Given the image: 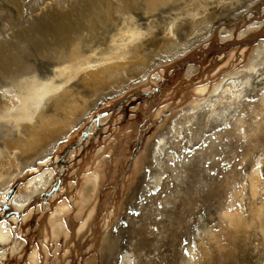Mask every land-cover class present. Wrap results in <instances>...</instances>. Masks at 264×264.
<instances>
[{"label": "rangeland", "instance_id": "rangeland-1", "mask_svg": "<svg viewBox=\"0 0 264 264\" xmlns=\"http://www.w3.org/2000/svg\"><path fill=\"white\" fill-rule=\"evenodd\" d=\"M130 29L124 72L70 79L55 133L4 168L0 264H264V0H0V113Z\"/></svg>", "mask_w": 264, "mask_h": 264}, {"label": "bare ground", "instance_id": "bare-ground-1", "mask_svg": "<svg viewBox=\"0 0 264 264\" xmlns=\"http://www.w3.org/2000/svg\"><path fill=\"white\" fill-rule=\"evenodd\" d=\"M140 35L141 32L139 30H127L120 35L118 42H113L109 55L111 57H106L101 61L95 62L87 59L81 62L79 58H72L73 60L69 64L64 65L55 72L52 79L46 81L30 79L29 82L21 84L17 91H11L7 95V99L14 100L15 104H13L11 110H8L7 112L5 111L3 114L0 113V122L3 123L1 125H3L9 132V135L4 140V150H0V188L5 184L6 174L3 173L4 168H8L11 165L17 168L18 158L20 159V157L23 158V156L33 153L39 148L44 139L55 133L56 124H52L55 115H50L49 111L50 109L57 111L65 103L64 99L69 88H64L63 86L78 74L81 75L83 80L91 79L96 82L103 79H109L119 72H124L123 68L127 65L129 59H131V54L134 50L133 43ZM167 35H174L172 28L169 29ZM55 78L59 79V81H55ZM216 90L217 87L214 89V92ZM227 90L231 97L236 96L239 93L235 83H229ZM196 91L198 95H203L206 88L201 87ZM262 155L264 156V151L261 156ZM259 169L260 166L255 168L252 171L251 176L258 177L260 175ZM97 180L98 177L95 176L91 181L90 191H93L96 188ZM33 181L35 180L33 179ZM36 181L37 182L34 185L32 182H29L30 187L28 186L29 188L28 192L26 191L27 194L25 198L14 205L18 212L23 211L32 198L41 194L46 187H48L51 182V173H49L46 178H44L43 175H40ZM58 212H64V208H60ZM89 212L88 217L91 218L92 211ZM57 225L58 224L55 226ZM85 226V224H82L78 228L77 234H80ZM59 227L60 226L58 225V228ZM56 228H53V235H56L57 233ZM65 236L67 237V235ZM9 242L10 233L4 230L3 225H0V246H5ZM17 250H19L18 247H13V254H15ZM1 257H4V255ZM35 259L36 253H33L30 257V261L36 263Z\"/></svg>", "mask_w": 264, "mask_h": 264}]
</instances>
